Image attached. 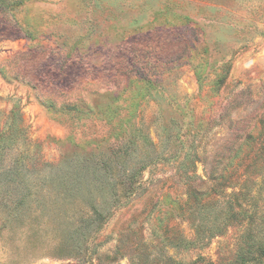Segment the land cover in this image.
<instances>
[{
    "label": "rangeland",
    "instance_id": "1",
    "mask_svg": "<svg viewBox=\"0 0 264 264\" xmlns=\"http://www.w3.org/2000/svg\"><path fill=\"white\" fill-rule=\"evenodd\" d=\"M0 264H264V0H0Z\"/></svg>",
    "mask_w": 264,
    "mask_h": 264
}]
</instances>
